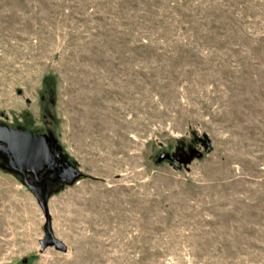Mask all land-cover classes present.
<instances>
[{
    "label": "rangeland",
    "instance_id": "374dc122",
    "mask_svg": "<svg viewBox=\"0 0 264 264\" xmlns=\"http://www.w3.org/2000/svg\"><path fill=\"white\" fill-rule=\"evenodd\" d=\"M0 124L81 171L40 251L0 161V264H264V0H0Z\"/></svg>",
    "mask_w": 264,
    "mask_h": 264
},
{
    "label": "water",
    "instance_id": "95a60500",
    "mask_svg": "<svg viewBox=\"0 0 264 264\" xmlns=\"http://www.w3.org/2000/svg\"><path fill=\"white\" fill-rule=\"evenodd\" d=\"M203 137L204 151L208 152L211 149L210 143L207 137L204 135ZM196 155L199 156L200 152ZM169 157L168 153L161 152L158 160ZM0 158L3 161L1 167L19 175L23 184L34 193L44 215V232L39 239V250L54 246L57 250L64 252L65 242L55 237L51 228L48 197L63 185L74 182L81 175V171L66 161L65 166L62 167L61 149L51 132L39 133L32 129L14 128L6 124H0ZM181 158V156L176 157L177 161ZM190 158L191 155L183 161L188 162ZM177 161H174L175 165H178ZM39 176H42L44 182L39 180ZM45 176H47L46 181ZM30 178L33 182H29Z\"/></svg>",
    "mask_w": 264,
    "mask_h": 264
},
{
    "label": "flooded vegetation",
    "instance_id": "af4514ba",
    "mask_svg": "<svg viewBox=\"0 0 264 264\" xmlns=\"http://www.w3.org/2000/svg\"><path fill=\"white\" fill-rule=\"evenodd\" d=\"M41 98L43 99L44 97H43V96H41ZM39 133H44V132H39ZM0 161H1V163H3V161H2V158H0ZM65 161H66V162H68V161H67V159H66L64 156H62V155H61V161H60V163L62 164V167H64V166H65V164H64V163H65ZM68 164H70V163L68 162ZM47 176H48V174H47ZM47 176H45V178H44V179H45V181H46V178H47ZM39 180H40L41 182L43 181V178H42V176H39ZM29 182H33V179H32V178H30V179H29ZM43 182H44V181H43ZM35 183H36V182H35Z\"/></svg>",
    "mask_w": 264,
    "mask_h": 264
},
{
    "label": "trees",
    "instance_id": "16d2710c",
    "mask_svg": "<svg viewBox=\"0 0 264 264\" xmlns=\"http://www.w3.org/2000/svg\"><path fill=\"white\" fill-rule=\"evenodd\" d=\"M50 87V86H49ZM48 90H52V88L50 87ZM20 127H23V128H25L24 126H22V125H19ZM30 130V129H29ZM35 131H37V130H35ZM37 132H39V131H37ZM157 161H158V159H157Z\"/></svg>",
    "mask_w": 264,
    "mask_h": 264
}]
</instances>
